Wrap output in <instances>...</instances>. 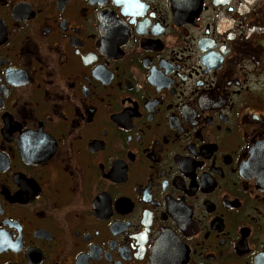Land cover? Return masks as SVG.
<instances>
[{"label": "flooded vegetation", "instance_id": "af4514ba", "mask_svg": "<svg viewBox=\"0 0 264 264\" xmlns=\"http://www.w3.org/2000/svg\"><path fill=\"white\" fill-rule=\"evenodd\" d=\"M0 264H264V0H0Z\"/></svg>", "mask_w": 264, "mask_h": 264}]
</instances>
